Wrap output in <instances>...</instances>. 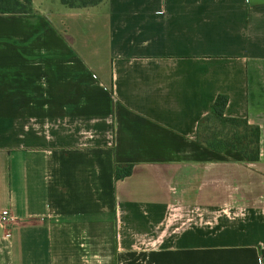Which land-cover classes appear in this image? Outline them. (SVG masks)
<instances>
[{"label": "crops", "instance_id": "obj_1", "mask_svg": "<svg viewBox=\"0 0 264 264\" xmlns=\"http://www.w3.org/2000/svg\"><path fill=\"white\" fill-rule=\"evenodd\" d=\"M218 94L258 160L198 139ZM2 209L0 264H264V0L0 13Z\"/></svg>", "mask_w": 264, "mask_h": 264}, {"label": "trees", "instance_id": "obj_2", "mask_svg": "<svg viewBox=\"0 0 264 264\" xmlns=\"http://www.w3.org/2000/svg\"><path fill=\"white\" fill-rule=\"evenodd\" d=\"M60 1L69 7H85L95 5L102 0ZM30 11L31 0H0V13H27ZM227 101L228 97L225 94L216 96L209 113L198 122V139L215 152L233 150L237 151L244 161L258 160L259 127L249 124L246 118L224 115ZM130 172L131 165H118L115 168V177L122 178Z\"/></svg>", "mask_w": 264, "mask_h": 264}, {"label": "rangeland", "instance_id": "obj_3", "mask_svg": "<svg viewBox=\"0 0 264 264\" xmlns=\"http://www.w3.org/2000/svg\"><path fill=\"white\" fill-rule=\"evenodd\" d=\"M202 134H203V129H202ZM188 212H189L188 207H178V208L176 207V208H174L171 211V213L179 214V215H177V218H175V220H172V222H169L170 224L168 223L169 226L171 228L172 227H179L180 229L185 228L188 225V222L185 221V219L188 217V214H189ZM178 217H180V218H178ZM220 220L224 221V218L221 217ZM224 222L227 223V220Z\"/></svg>", "mask_w": 264, "mask_h": 264}, {"label": "built area", "instance_id": "obj_4", "mask_svg": "<svg viewBox=\"0 0 264 264\" xmlns=\"http://www.w3.org/2000/svg\"><path fill=\"white\" fill-rule=\"evenodd\" d=\"M14 219V217L10 214L8 209H2L0 211V222L7 223Z\"/></svg>", "mask_w": 264, "mask_h": 264}]
</instances>
